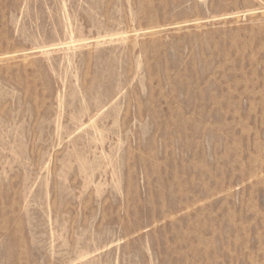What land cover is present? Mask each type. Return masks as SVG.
I'll return each instance as SVG.
<instances>
[{
    "label": "rangeland",
    "instance_id": "1",
    "mask_svg": "<svg viewBox=\"0 0 264 264\" xmlns=\"http://www.w3.org/2000/svg\"><path fill=\"white\" fill-rule=\"evenodd\" d=\"M0 264H264V0H0Z\"/></svg>",
    "mask_w": 264,
    "mask_h": 264
}]
</instances>
